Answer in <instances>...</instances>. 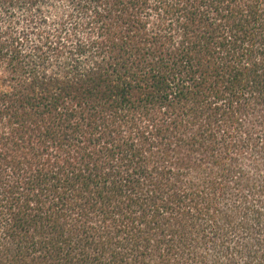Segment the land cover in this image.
<instances>
[{
  "label": "trees",
  "instance_id": "16d2710c",
  "mask_svg": "<svg viewBox=\"0 0 264 264\" xmlns=\"http://www.w3.org/2000/svg\"><path fill=\"white\" fill-rule=\"evenodd\" d=\"M0 264H264V0H0Z\"/></svg>",
  "mask_w": 264,
  "mask_h": 264
}]
</instances>
